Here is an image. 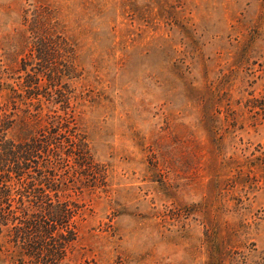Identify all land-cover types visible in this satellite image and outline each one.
<instances>
[{"label": "rangeland", "instance_id": "374dc122", "mask_svg": "<svg viewBox=\"0 0 264 264\" xmlns=\"http://www.w3.org/2000/svg\"><path fill=\"white\" fill-rule=\"evenodd\" d=\"M37 14L74 49L49 90L21 69ZM28 74L43 114L82 104L87 165L48 166L79 212L63 264H264V0H0V78Z\"/></svg>", "mask_w": 264, "mask_h": 264}, {"label": "trees", "instance_id": "16d2710c", "mask_svg": "<svg viewBox=\"0 0 264 264\" xmlns=\"http://www.w3.org/2000/svg\"><path fill=\"white\" fill-rule=\"evenodd\" d=\"M40 19L37 14L33 49L21 69L29 71L38 60L37 71L45 74L49 90L76 77L74 49ZM36 77L28 74L15 86L0 78V264H63L79 240L77 203L61 199L65 189L61 180L55 181L54 171L73 155L82 160L77 162L79 168L87 165L88 144L76 127L70 129L79 118L81 99L62 90L54 97L48 91L50 103L62 104L63 114H43L41 94L33 87L40 81ZM42 153L47 155L46 170L39 169L40 177H34L30 172L39 167Z\"/></svg>", "mask_w": 264, "mask_h": 264}]
</instances>
